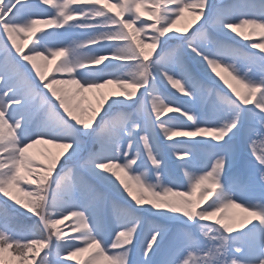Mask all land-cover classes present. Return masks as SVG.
I'll use <instances>...</instances> for the list:
<instances>
[{
  "label": "snow or ice",
  "instance_id": "obj_1",
  "mask_svg": "<svg viewBox=\"0 0 264 264\" xmlns=\"http://www.w3.org/2000/svg\"><path fill=\"white\" fill-rule=\"evenodd\" d=\"M0 264H264V0H0Z\"/></svg>",
  "mask_w": 264,
  "mask_h": 264
},
{
  "label": "rangeland",
  "instance_id": "obj_2",
  "mask_svg": "<svg viewBox=\"0 0 264 264\" xmlns=\"http://www.w3.org/2000/svg\"><path fill=\"white\" fill-rule=\"evenodd\" d=\"M225 2H228V0H225ZM186 15H187V13H186ZM198 26V25H197ZM243 31H245V32H247V33H251L252 32V29L251 28H245V29H242ZM30 46V45H29ZM26 51H27V49H26ZM254 51H258V50H254ZM59 59V58H58ZM55 63H56V61H53V66L55 65ZM200 71L201 72H203V69L201 68L200 69ZM51 72H52V68L50 67V70H49V73L51 74ZM70 87H72V85H69ZM217 87H220L221 85H216ZM114 87H116L115 85H114ZM225 89H226V86H223ZM72 89V88H71ZM105 89H107V88H105ZM109 91H110V89H108ZM100 91V90H99ZM169 95H171L172 96V98L173 99H175L176 101H177V103H183L184 101H183V98H181L179 95H172V93L170 92L169 93ZM89 98V97H88ZM89 102H91V99L89 98ZM92 103V102H91ZM97 102H95V103H93V104H96ZM169 159L171 160L172 158L171 157H169ZM109 194H110V196H111V198H113V199H116L117 201H120V202H123L122 201V198L119 196V194L118 193H116L114 190H110V192H109ZM229 211V214L230 215H236V216H241V215H243V213H242V210L241 209H238V208H236V209H230V210H228ZM69 223H71V221H68V224ZM73 233H71L70 235H72Z\"/></svg>",
  "mask_w": 264,
  "mask_h": 264
},
{
  "label": "bare ground",
  "instance_id": "obj_3",
  "mask_svg": "<svg viewBox=\"0 0 264 264\" xmlns=\"http://www.w3.org/2000/svg\"><path fill=\"white\" fill-rule=\"evenodd\" d=\"M183 24H184V21H181L177 26H178V27H183ZM49 70H50V68H49ZM221 83H222V82H221ZM67 87H68L69 89L74 88V86L70 87L69 85H68ZM108 89L113 90V89H115V87H114V85H109V86L107 87V89H103V90H100V91L108 92V91H109ZM100 91H99V90H94V91H92V92L87 93V95H88V97L91 99V102H92V103L97 102V98H98V96H99V92H100ZM44 147H45L44 145H38V146H36V149H33V151H34V152H39V150L42 149V148H44ZM47 147H51V146H47ZM53 151H58V150L53 148ZM66 224H68V221H65L64 224L61 225V227L64 228V225H66ZM70 234H71V233H69V235H70Z\"/></svg>",
  "mask_w": 264,
  "mask_h": 264
}]
</instances>
